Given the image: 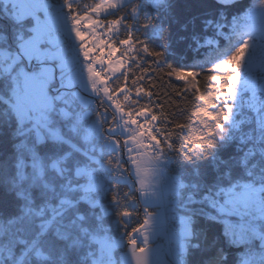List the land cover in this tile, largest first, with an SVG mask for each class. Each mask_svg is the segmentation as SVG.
<instances>
[{
    "label": "snow or ice",
    "instance_id": "snow-or-ice-1",
    "mask_svg": "<svg viewBox=\"0 0 264 264\" xmlns=\"http://www.w3.org/2000/svg\"><path fill=\"white\" fill-rule=\"evenodd\" d=\"M0 264H264V0H0Z\"/></svg>",
    "mask_w": 264,
    "mask_h": 264
},
{
    "label": "trees",
    "instance_id": "trees-1",
    "mask_svg": "<svg viewBox=\"0 0 264 264\" xmlns=\"http://www.w3.org/2000/svg\"><path fill=\"white\" fill-rule=\"evenodd\" d=\"M253 0H239V3L242 6L246 7H250L252 4ZM85 2H89V0H85ZM154 47L156 45H153ZM184 48L183 45L178 46V51L183 52ZM195 56V53H187V57L189 58V60ZM169 63H171L174 67L178 66L177 60H170ZM162 68H164V70L166 71V66L161 65ZM204 74H201V76L197 77V80L200 83L201 86V92L203 93V95L205 96V99H207L209 101V103L213 102V96H214V92H212L209 88V85L207 83V81L203 78ZM165 79H167L165 77ZM157 83H161L160 81H157ZM221 83H223V77L221 79ZM171 84L174 87H180L182 86V82L179 81H175L174 79L171 81ZM158 91H160L161 93L164 92H168L171 95L170 96H161L160 98V102L164 103L166 107H168L170 104H179L181 107L187 108V113L186 115H191V113L197 112L198 109V105L202 104V102L196 101L194 98L191 97V95L189 94L187 97H185L184 99L175 97V95L172 93V88L170 87H161L159 89H157ZM215 114V113H214ZM204 124L206 126H202L201 124H196L194 127H192L191 131L198 134V135H207L208 132H215V127L214 124L205 121Z\"/></svg>",
    "mask_w": 264,
    "mask_h": 264
},
{
    "label": "rangeland",
    "instance_id": "rangeland-1",
    "mask_svg": "<svg viewBox=\"0 0 264 264\" xmlns=\"http://www.w3.org/2000/svg\"><path fill=\"white\" fill-rule=\"evenodd\" d=\"M254 2H255V0L252 1V3H254Z\"/></svg>",
    "mask_w": 264,
    "mask_h": 264
}]
</instances>
